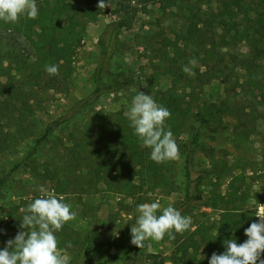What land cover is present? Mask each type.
I'll return each instance as SVG.
<instances>
[{
  "label": "rangeland",
  "instance_id": "1",
  "mask_svg": "<svg viewBox=\"0 0 264 264\" xmlns=\"http://www.w3.org/2000/svg\"><path fill=\"white\" fill-rule=\"evenodd\" d=\"M128 1L133 9L131 13L136 14L121 31L112 60L114 70L132 79L130 86L104 95L88 108L72 114L76 104L93 89L92 74L98 61L101 33L122 16L116 15V7L108 3L109 7L103 9L104 13L95 22L85 24L83 44L73 60L66 85L56 90L42 82L32 88L29 91L31 110L25 118L20 119L17 113L11 119L0 115V136L9 135L5 150L0 151V178L18 165L0 193V249L23 230L19 227L24 215L21 209L43 195L40 188L63 196L75 213V219L55 233L58 247L70 257L69 264L105 262L131 247L130 229L135 225L139 204L159 201L166 207L184 200L187 180L185 157L180 148L179 159L163 163L151 161L153 169L149 153L145 169L135 171L134 184L138 189L131 198L118 193L117 182L111 178L116 168L114 158L121 152L108 153L107 149L101 152L97 148L100 139L97 122L113 127L120 124L134 132L125 113L133 96L140 91L154 99L173 88L182 97L190 120L183 125H166L178 147L181 140L190 136L193 114L199 109L214 112L215 117L201 130V148L194 153L192 162L194 173L210 172L201 187L205 199L209 203L219 199L224 208L234 188L244 197L241 203L236 201L241 210L252 211L255 217L262 210L259 204L264 205V43L251 46L244 41H232L226 35L228 45L221 50L223 63L215 64L204 53L210 48L212 33L206 21L222 9L223 2L241 6L236 25L243 28L249 26L243 19L245 15L264 13V0H182L165 12L153 0ZM77 2L81 4L84 0ZM192 14L198 16L196 21L200 18L198 24L206 40L186 42L183 39ZM216 30L214 38L218 40L222 32ZM4 37L2 47L6 52H17L20 58L31 60L29 45L22 38L7 34ZM194 44H199V48ZM216 45L223 46L220 41ZM256 49L257 56L252 54ZM191 58L197 60L194 76L182 71ZM212 72H217L219 77H213ZM58 120L66 121L29 155L47 126ZM99 158L101 168L97 164ZM95 169L102 172L100 179ZM219 213L195 207L185 215L192 219L189 230L174 233V239L166 234L160 241L149 240L135 263L108 264H157V261L172 264L174 242L193 231L200 222L217 221ZM89 236L92 240L87 252Z\"/></svg>",
  "mask_w": 264,
  "mask_h": 264
},
{
  "label": "trees",
  "instance_id": "2",
  "mask_svg": "<svg viewBox=\"0 0 264 264\" xmlns=\"http://www.w3.org/2000/svg\"><path fill=\"white\" fill-rule=\"evenodd\" d=\"M153 1L159 5L161 11L165 12L182 0ZM98 3L99 0H84L81 4L77 0H36L37 18L21 17L17 23L0 21V115L2 117L11 119V116L17 113V117L20 119L25 118L26 113L31 110L29 91L39 86L40 83L49 84L51 89L56 90L60 88V85L63 86L64 83L66 85L73 60L83 44L85 24L95 22L98 16L104 13L103 9L97 8ZM108 3L116 7L114 12L116 15L122 14V16H119V20L108 24L101 33L98 40V61L92 74L93 89L87 97L76 104L72 114L88 108L100 97L119 92L132 84V79L124 72L114 70L112 59L117 51L121 31L128 27L136 13H131L133 9L130 8L128 0H109ZM240 12V5L234 2H223L222 9L218 13L210 15L206 21V27L211 29L212 33L210 48L204 54L208 60L215 64L223 63L224 54L221 50L228 45L226 35L230 36L232 41H244L251 46L257 47L264 43V13L258 12L254 16L245 15L243 19L248 22L249 26L239 28L236 21L240 18ZM196 17L198 16L192 14L189 19L186 35L183 36L186 42L195 39L206 40L205 34L198 24L200 18L196 21ZM214 25L217 26L213 27ZM216 29H220L222 32L218 40L214 38L217 35ZM6 34L20 37L29 45L31 60L20 58L17 52H6L3 49L2 45ZM217 41H220L223 46H217ZM197 45L199 44H194V47ZM201 45L204 46V42ZM175 47L177 49L178 46ZM198 48L199 46L196 47V49ZM257 51V49L254 50L252 54H258ZM54 64L59 66V74H47L45 65ZM212 75L215 78L219 77L217 72H212ZM157 95L154 98L155 101L166 107L171 113L165 121V125L173 127L179 123L183 125L190 120L189 110L183 108V99L176 94L173 88ZM17 103H21V106H17ZM212 107L215 106L212 105ZM192 117L194 125L190 128V136L187 140H181L179 143V148L185 157L187 180L185 198L173 207L184 216L198 206L217 210L220 213L217 221L211 224L200 222L195 225L193 231H188L182 236V239L174 242L176 251L172 264H208L213 252L221 254L225 251L223 243L225 240L235 239L237 244L243 243L247 239L244 235L245 229L251 223L258 222V218L252 211L241 210L239 204H236L237 200L241 203L244 197L239 196V191L234 188L232 195L226 200L224 208H221L222 201L219 199L213 200L212 203L205 199L201 187L203 181L210 176V172L194 173L192 162L194 153L201 148V130L215 117V113L208 109L207 112L205 109H199ZM65 121L58 120L47 126L42 138L36 142L29 155H32L38 145ZM96 124L100 132L97 148L101 152L106 149L108 153L121 152L118 158H114L116 168L114 169L115 174H111V178L117 182L116 191L131 198L138 189L134 184L135 173L145 169V163L147 158L149 159L148 155L151 150L141 147V142L134 132L127 131L120 124L115 127L103 122ZM8 138L7 134L5 137L0 136V151L5 150ZM104 141L106 142L104 143ZM100 160L101 158L97 161L99 168L103 167ZM151 161L153 160H150L152 164L150 168L153 169L154 163ZM17 167L18 165H15L6 176L0 178V193L9 183L11 175ZM94 172L100 179L102 172L100 173L97 169ZM103 179L105 180V178ZM141 185L144 186V183L142 182ZM91 240L92 236H89L86 242L87 252L90 249ZM148 241L144 242V246ZM143 248L131 245L123 252L109 257L107 261L97 264L121 261L135 263ZM261 259H264V254ZM157 264L164 263L157 261Z\"/></svg>",
  "mask_w": 264,
  "mask_h": 264
},
{
  "label": "clouds",
  "instance_id": "3",
  "mask_svg": "<svg viewBox=\"0 0 264 264\" xmlns=\"http://www.w3.org/2000/svg\"><path fill=\"white\" fill-rule=\"evenodd\" d=\"M109 7L108 0H100L97 8ZM38 16L36 0H0V21L17 23L21 17L35 19ZM197 60L191 58L182 71L194 76L193 68ZM58 65H45L49 75H58ZM170 111L158 104L151 95L140 91L131 100L125 116L130 127L141 142V147L150 149V159L156 163L179 159V147L165 121ZM42 196L28 203L21 211L24 213L14 239H9L0 250V264H69L70 257L58 247L55 233L63 225L75 219L70 205L63 196L54 190L39 189ZM258 222L251 223L244 231L247 239L237 244L235 239L225 240V251L212 253L208 264H264V205L259 204ZM138 215L135 225L130 229L131 244L144 247L146 240L160 241L167 234L174 239V233L190 229L192 219L169 204L162 207L159 201L142 203L136 209ZM158 212L160 214H158ZM218 234V233H217Z\"/></svg>",
  "mask_w": 264,
  "mask_h": 264
}]
</instances>
